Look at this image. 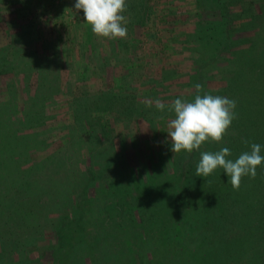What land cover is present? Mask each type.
<instances>
[{"label":"trees","instance_id":"1","mask_svg":"<svg viewBox=\"0 0 264 264\" xmlns=\"http://www.w3.org/2000/svg\"><path fill=\"white\" fill-rule=\"evenodd\" d=\"M42 1L0 0V264L11 248L24 254L23 229L44 242L50 220V264H264V164L239 190L222 169L196 176L201 152L227 147L235 160L258 143L264 155V0H190L178 14L161 11L150 70L130 96L122 94L136 81L138 44L157 31L146 28L151 0H126V38L97 37L84 24L89 44L80 38L84 70L76 76L71 12L68 23L38 36L44 47H30L34 25L50 23L36 20ZM165 57L177 62L167 65ZM197 83L201 95L235 100V119L222 142L173 153L168 106L193 101ZM157 98L163 111L145 104ZM57 99L70 104L71 117L48 126ZM121 99L129 100L118 109ZM140 118L145 126L137 131ZM31 148L40 154L20 166L17 155ZM139 157L143 163L133 166ZM49 165L63 180L45 185L31 177ZM113 243L119 253L111 256L105 245Z\"/></svg>","mask_w":264,"mask_h":264},{"label":"clouds","instance_id":"2","mask_svg":"<svg viewBox=\"0 0 264 264\" xmlns=\"http://www.w3.org/2000/svg\"><path fill=\"white\" fill-rule=\"evenodd\" d=\"M74 8L83 11L84 23L91 26V31L97 37L109 40L127 37L128 21L123 15L127 10L126 0H75ZM194 100L189 102L175 99L168 111L173 112L175 118L168 123V137L171 140L173 153H192L198 151L205 142L220 143L227 134L233 119H235V100L219 95L203 92V85L195 84ZM155 105L157 110L163 111L166 105L160 100H146L148 107ZM248 144L247 140L243 141ZM261 145L251 143L250 151H245L235 160L229 159L231 151L224 147L216 152H201L196 167V176L206 178L217 169L230 178L233 190H239L242 178L248 176L254 179L257 168L264 164L261 155Z\"/></svg>","mask_w":264,"mask_h":264},{"label":"rangeland","instance_id":"3","mask_svg":"<svg viewBox=\"0 0 264 264\" xmlns=\"http://www.w3.org/2000/svg\"><path fill=\"white\" fill-rule=\"evenodd\" d=\"M187 1L190 2V0H151V2L148 4L149 10L152 11V14L147 15L148 19V23L146 28L149 29L150 27H153L154 25L156 26L155 28H157V31L154 30L150 31V30H146L147 32L145 33L144 37L141 39L140 44H138V52L137 54L140 55V57L138 59V61L135 62V64L137 63V66L135 69L136 72L134 73L135 79L136 81H133L131 83V85L128 88L124 89V93L122 94L123 96H130V95H138V92L140 91V85H138L139 80L144 76L148 74V70H150V67L147 65V61H148V57L150 54V51H152L153 48H158L157 46V42L160 36H162L161 32L163 30L162 27V23L164 22V20L161 17V11H166V10H170L169 13H172L173 10L174 12H180L181 10H185ZM75 4V0H44L42 1V3L40 5H38V7H34L33 11L35 13L36 20H39V18H41L42 16V23L45 22L44 20L48 19V21L50 23H45V27L43 29H40V22L38 24V27L36 28L37 25H34V29L32 31H34L33 36L30 37V39L32 38V40L30 41V47L33 48V44H37V47H44L43 45V40H39L38 36H41V39L44 38V36L46 35L47 37L49 36L48 32L50 33L51 30V26L52 23L55 24V22L57 23V30L58 27H60L61 23L66 22L68 23V19L70 18L71 14H72V18L75 17L76 22H78L76 24V26L74 28H71V33H73L74 36L77 37V40L75 41L74 45H73V49H74V63L71 66V69H73V75L70 74V72L67 71L66 74H64L66 77L68 75L71 76H76V74H82L83 72V67L82 65L80 66V59L78 57V52L77 50L81 49V45L82 44V40H80V38L82 37L85 44H89L88 43V36L86 35L85 29H84V18H83V11H77L74 7ZM240 6L237 5L236 9H238ZM73 8V10H72ZM36 10V11H35ZM71 12V14H70ZM173 12V13H174ZM77 14V16H76ZM74 15V16H73ZM157 16L159 18V20L157 19ZM162 20H160V17ZM163 16V15H162ZM183 16V14H182ZM192 16V15H191ZM66 21H65V20ZM83 23V24H82ZM157 23V25H156ZM81 25V28L79 27ZM55 26V25H54ZM55 29V27L53 28ZM75 38V37H74ZM160 40V39H159ZM162 40V39H161ZM39 41L41 43H39ZM160 43V42H159ZM164 45V42H163ZM177 51V50H176ZM140 52V54H139ZM168 55L170 54L169 52H167ZM166 59L164 60V63L167 65H175V62H177V59L171 58V57H165ZM168 58V59H167ZM118 64V63H117ZM82 68V69H81ZM149 68V69H148ZM138 76H141V78L138 79ZM102 77L98 76V81L96 82L97 86L101 85V80H99ZM143 80V78H142ZM131 81V80H130ZM213 87H219L221 85V82H211L210 84ZM129 99H121V104L118 106V109L122 108L123 109V105L122 103L124 102H128ZM141 99H139L138 101H140ZM65 101V102H64ZM62 102L64 103V105L62 104ZM56 108L52 109L53 111H51L53 113V115L49 118H46L44 120L45 123H47L48 126H51L53 124H57L58 126H60V124L62 125L63 121L65 119H68L71 117L70 112L68 111V106L70 105L68 102H66V100L62 99V100H56ZM58 105H61V107ZM59 108V109H58ZM140 115V112H137V117ZM140 117V116H139ZM138 117V118H139ZM141 120V118L139 119ZM138 120V121H139ZM142 122V120H141ZM138 122L137 124H135L134 126L137 127L136 130H141V128L143 126H145V124L142 122ZM123 126V125H122ZM140 127V129H138ZM78 128V127H77ZM146 128V127H145ZM79 132L81 133V135L84 133L83 130L81 128H78ZM135 130V129H133ZM123 131H125V125L124 127H121V129H119V132L117 133L120 136H122ZM136 133V131H135ZM137 134V133H136ZM140 150V149H139ZM141 151V150H140ZM39 152V151H38ZM36 152L33 148L28 149V151H23L22 153H19L17 155V158L20 161V166H27L28 164H30L32 161H34V159L36 158L37 154H40ZM37 153V154H36ZM141 153V152H139ZM140 156L142 157V153L140 154ZM141 157L134 159L133 160V166L139 165L143 163V159H141ZM142 166H145L144 164ZM33 179H36L37 181L47 185L48 183L59 179V180H63L64 178V172L61 171L59 172L58 169L56 168L55 165H49L47 166L45 169L41 170L40 172L38 171L35 174H32L31 176ZM254 189V187H253ZM15 201L17 202L19 199L18 198H14ZM49 215V214H48ZM51 218H56L57 215L56 214H50L49 215ZM54 221V219H52ZM161 220H159L156 223V220H154V223H156V225L161 226L162 224H164V222H162L160 224ZM42 223V221H41ZM51 220L48 221L46 223V231H45V236H46V240L43 241H35V240H31L32 237H38L35 230L31 229V228H26L23 229L19 234H18V240H21L20 243H22L23 245V250L25 251L24 254L23 253H16L15 250L13 248H11L10 250H8L7 254H6V259L3 260L4 264H50V250L52 247L55 246L56 243V238L52 237L51 235ZM162 237V235H160V238ZM113 244H109V245H105L106 250L109 251V254H111V256H114L116 254L119 253L118 250H115L116 248L119 249V247L117 245ZM32 245L36 246L32 248ZM51 247V248H50ZM32 248V249H31ZM45 252V253H43ZM52 254V253H51ZM29 260V262H27ZM155 259L151 260L154 261ZM151 262L147 261L145 264H151Z\"/></svg>","mask_w":264,"mask_h":264}]
</instances>
